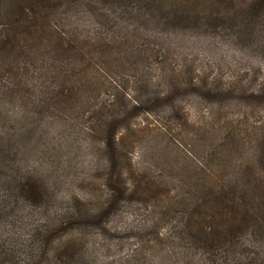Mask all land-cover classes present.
<instances>
[{"label": "rangeland", "instance_id": "1", "mask_svg": "<svg viewBox=\"0 0 264 264\" xmlns=\"http://www.w3.org/2000/svg\"><path fill=\"white\" fill-rule=\"evenodd\" d=\"M63 1L68 4L54 9L51 19L100 29L92 24L89 0ZM114 4L100 8L120 17L115 32L121 38L114 36V52L101 58L106 78L94 77L69 104L37 103L34 85L41 78L33 61L23 75L31 89L14 90L12 70L22 58L0 56V205L12 203L21 175H33L46 193L45 217L71 220L78 208L94 221L99 217L85 233L74 230L58 241L83 250L86 264H212L211 241L228 234L222 222L255 221L264 200V13L260 22L236 17L232 29L208 31L173 28L149 14L168 17L169 0ZM100 34L113 33L104 28ZM139 36L149 45H171L175 78L206 77L213 93L187 91L157 104L167 89L156 64L136 63L141 57L129 53L139 49ZM133 98L146 99L145 107L154 98L155 106L135 113ZM108 127L119 149L113 165L100 138ZM229 203L238 206L235 218L225 210ZM246 229L243 236L255 244Z\"/></svg>", "mask_w": 264, "mask_h": 264}, {"label": "trees", "instance_id": "2", "mask_svg": "<svg viewBox=\"0 0 264 264\" xmlns=\"http://www.w3.org/2000/svg\"><path fill=\"white\" fill-rule=\"evenodd\" d=\"M89 0L88 5H92L90 17L96 25V32H90L88 28L81 27L80 23H63L55 21L54 9L59 8L64 3L63 0H0V17H7V21L0 22V56L7 57L8 54L22 58L23 65H16L12 70L13 78H16L14 90L29 92L31 87L23 81V75L30 70V61H33V72L38 81L36 101H49L54 99L58 104L70 102L72 98L80 95L82 87L88 88L90 81L94 77L106 78L107 71L102 62L104 55L114 52L112 41L119 24L115 23V12L101 10V6L122 4L129 5L130 2L140 0ZM172 8L168 17L149 13L152 17L158 16L164 21H168L173 28L191 29L204 28L208 31H219L221 29H232L236 23V17H241L245 24H253L256 19L261 20L264 13V0H239L241 4L246 1L247 6L239 8L235 0H169ZM111 2V3H110ZM127 2V3H126ZM223 4V6H221ZM226 15L225 19L222 17ZM96 16L98 19L96 20ZM166 19V20H165ZM65 25V27H64ZM66 26L68 28H66ZM103 26V27H102ZM111 31L112 37L100 34L103 29ZM139 49H132L130 54H135L141 59L137 62L151 64L156 67L154 72H159L161 81L165 84L167 94L163 98L156 97V103L160 101L171 102L175 95L184 94L187 91L203 92L212 94L215 90L205 87L208 84L206 77L199 78L197 75L188 74L182 78L176 73L178 65H173L171 45L164 47L149 45L148 39L139 36ZM127 42L123 39L121 44ZM36 53H41V58L34 60ZM117 53V51H116ZM43 56L50 59L44 60ZM19 58V59H20ZM111 65V64H110ZM168 75L169 79H166ZM155 74L152 75V79ZM157 77V76H156ZM30 78V77H29ZM112 79V77H109ZM151 79V81H152ZM56 82L55 86L51 84ZM150 82V81H149ZM32 86V83L31 85ZM46 88V89H45ZM143 86H140V89ZM205 88V89H204ZM221 93H233V89L228 87L222 89ZM12 90V88H9ZM203 90V91H202ZM44 94V95H43ZM43 95V96H42ZM42 96V99H40ZM164 99V100H163ZM106 101V100H105ZM133 109L136 112L152 110L155 106L154 98L148 99L149 104L145 107V101L139 103L134 99ZM107 102V101H106ZM69 104V103H68ZM105 104V103H104ZM109 106L114 104V100L107 102ZM126 101H122L119 110L127 109ZM139 106V107H138ZM136 107L140 108L139 111ZM130 109V108H129ZM121 110V111H123ZM105 116L106 112H103ZM129 114V113H128ZM100 118V116H99ZM108 127L105 135L100 137L109 150V163H115L117 149L116 132ZM261 152L264 155V139L260 144ZM13 201L10 205H0V264H86L83 258V250L75 249L71 244L62 245L58 241L74 230L85 233V230L97 222L93 220L92 214H88L81 208L76 210V214L71 220L60 217H45L43 202L46 193L39 177L33 175H21L13 188ZM264 196V183H263ZM261 208L253 222L224 220L223 231H227V236L222 239L212 240L209 260L212 264H264V200ZM28 206V207H26ZM250 207V205H248ZM35 210L33 211V209ZM238 206H231L225 209L232 216L236 217ZM247 208V207H246ZM245 210V209H244ZM243 210V211H244ZM100 224V223H99ZM253 224L256 228H253ZM235 229H241V233ZM255 244L250 245L249 239L243 234L248 231ZM63 246H61V245ZM80 257V258H79Z\"/></svg>", "mask_w": 264, "mask_h": 264}]
</instances>
